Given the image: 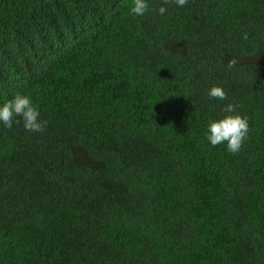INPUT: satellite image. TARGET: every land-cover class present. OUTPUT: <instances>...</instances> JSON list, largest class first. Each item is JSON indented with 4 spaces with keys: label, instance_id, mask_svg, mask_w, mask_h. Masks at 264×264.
I'll return each mask as SVG.
<instances>
[{
    "label": "trees",
    "instance_id": "1",
    "mask_svg": "<svg viewBox=\"0 0 264 264\" xmlns=\"http://www.w3.org/2000/svg\"><path fill=\"white\" fill-rule=\"evenodd\" d=\"M131 6L0 0V103L47 121L0 126V264H264V0Z\"/></svg>",
    "mask_w": 264,
    "mask_h": 264
},
{
    "label": "clouds",
    "instance_id": "2",
    "mask_svg": "<svg viewBox=\"0 0 264 264\" xmlns=\"http://www.w3.org/2000/svg\"><path fill=\"white\" fill-rule=\"evenodd\" d=\"M168 3V0H165ZM179 8H183L189 0H174ZM150 8V0H132L130 13L133 16H144ZM166 8L161 6L159 14L163 15ZM233 67L234 63H230ZM208 96L220 101L228 99L227 93L221 86H212ZM187 98V97H186ZM239 105L227 103L222 106L219 118H212L205 126V138L212 147L226 144V150L232 154L238 153L248 138V118L239 111ZM22 123L25 132L43 133L47 128V121L40 119L39 105L34 103L30 95L17 92L11 98L0 103V126L12 130L14 125Z\"/></svg>",
    "mask_w": 264,
    "mask_h": 264
}]
</instances>
